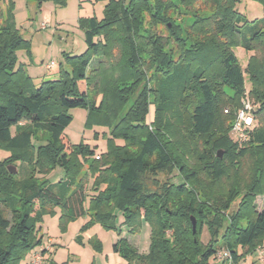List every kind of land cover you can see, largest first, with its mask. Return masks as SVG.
<instances>
[{
	"label": "trees",
	"instance_id": "obj_1",
	"mask_svg": "<svg viewBox=\"0 0 264 264\" xmlns=\"http://www.w3.org/2000/svg\"><path fill=\"white\" fill-rule=\"evenodd\" d=\"M238 3L107 0L100 20H78L86 51L65 55L67 70L35 88L14 71L16 51L28 44L13 25V0H0V148L10 153L0 162V264H21L40 245L36 225L52 206L61 208V225L87 215L82 230L116 229L121 212L112 249L127 264H209L220 251L237 264L264 245V203L255 207L264 196V120L243 141L229 135L246 91L257 105L252 117L264 119V17L248 28ZM236 47L250 53L246 69ZM77 108L88 110L87 125L95 114L107 124L105 153L65 139ZM56 167L65 171L61 184L75 186L69 195L46 179ZM175 168L182 184L145 187L147 174L157 179ZM143 223L146 252L122 237L138 235Z\"/></svg>",
	"mask_w": 264,
	"mask_h": 264
},
{
	"label": "rangeland",
	"instance_id": "obj_2",
	"mask_svg": "<svg viewBox=\"0 0 264 264\" xmlns=\"http://www.w3.org/2000/svg\"><path fill=\"white\" fill-rule=\"evenodd\" d=\"M106 4L107 0H65L63 5L46 1L38 6L31 0H13V25L21 38L28 44L27 47L16 51L14 71L22 70L30 78L35 88L45 81L57 79L61 70H67L64 61L65 55L79 56L86 51L84 34L79 27L78 20L90 17L100 20ZM1 7L4 11V7ZM237 9L239 14L244 17L248 28L260 23L264 17V7L260 0H239ZM188 21L191 22V19ZM248 28L243 30L244 40L249 37ZM233 52L240 67L246 69L250 53L243 47H236ZM245 80L248 81L247 76H245ZM246 88L249 89L247 82ZM245 95L243 100L256 109L257 105L247 98V91ZM68 114L71 116V122L64 131L65 139L73 145L83 144L95 148L96 154L105 153L108 149L110 134L107 124L101 119L102 116L91 115L87 125L89 114L86 108L72 109ZM263 120L260 117L255 119L252 117V125L257 126ZM229 135L235 141V137L232 134ZM115 144L121 145L122 142L117 140ZM220 150L224 154V150ZM9 156L10 153L0 148V162ZM16 165L19 167V179L24 178L26 171L23 166L19 161ZM85 171L86 169L84 173ZM46 179L52 190L61 196L69 195L75 188L73 185L61 184L65 181V171L59 167L52 170ZM166 179L174 185L183 183L177 168L168 175H158L157 179L147 174L143 183L145 187L153 188V181L162 183ZM90 183L91 179L87 186L88 195L91 194ZM263 203L264 196H256L257 211L262 208ZM235 205L236 203L232 206L233 209ZM60 216L61 208L59 206L48 207L41 213V223L36 225L38 238L42 237V240L40 245L34 247L33 252L45 250L42 264H127V261L114 253L112 249L118 238L119 224L123 220L121 212H115L116 229L111 230H107L99 224L88 226L82 230L89 220L87 215L70 219L65 225H61ZM122 237H125L140 252H146L149 246L150 228L148 224L143 223L138 235L132 236L123 232ZM203 240H207L206 235L203 236ZM33 252L28 253L21 264H26ZM239 253L242 255V251ZM257 259L258 249L254 253L243 255L237 264H257ZM209 264L227 263L212 258Z\"/></svg>",
	"mask_w": 264,
	"mask_h": 264
},
{
	"label": "built area",
	"instance_id": "obj_3",
	"mask_svg": "<svg viewBox=\"0 0 264 264\" xmlns=\"http://www.w3.org/2000/svg\"><path fill=\"white\" fill-rule=\"evenodd\" d=\"M252 113H253L252 106L248 102L244 101L243 107L238 111L236 115V120L231 128V134L235 137L236 140L243 141L247 138L246 131L250 129L252 126ZM96 159L98 158L96 157ZM216 259L225 260L227 261V264H231L230 256L227 252H223V251L218 252L216 254ZM257 261L259 264H264V245L258 248ZM42 263H43V257L38 252L33 253L28 262V264H42Z\"/></svg>",
	"mask_w": 264,
	"mask_h": 264
},
{
	"label": "water",
	"instance_id": "obj_4",
	"mask_svg": "<svg viewBox=\"0 0 264 264\" xmlns=\"http://www.w3.org/2000/svg\"><path fill=\"white\" fill-rule=\"evenodd\" d=\"M217 157L218 158H221L222 157V151L219 150L217 151ZM7 170L10 174H17V168L16 167H13V166H7ZM191 224H192V232L194 233L195 232V221L193 218H191Z\"/></svg>",
	"mask_w": 264,
	"mask_h": 264
},
{
	"label": "crops",
	"instance_id": "obj_5",
	"mask_svg": "<svg viewBox=\"0 0 264 264\" xmlns=\"http://www.w3.org/2000/svg\"><path fill=\"white\" fill-rule=\"evenodd\" d=\"M30 260V259H29Z\"/></svg>",
	"mask_w": 264,
	"mask_h": 264
}]
</instances>
